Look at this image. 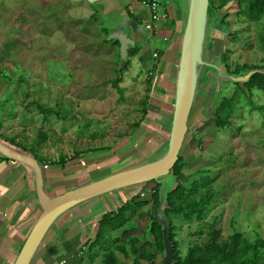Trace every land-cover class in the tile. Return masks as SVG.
<instances>
[{
    "label": "rangeland",
    "instance_id": "rangeland-1",
    "mask_svg": "<svg viewBox=\"0 0 264 264\" xmlns=\"http://www.w3.org/2000/svg\"><path fill=\"white\" fill-rule=\"evenodd\" d=\"M147 1L133 0L122 7L127 14L141 16L148 30L147 35H135L140 51L121 74L122 100L110 84L119 76V48L107 41L100 10L87 0H0V134L47 159V170L54 174L48 184L52 195L147 160L168 142L180 50L168 62L161 59L160 51L182 38L179 3L183 0H159L156 13ZM212 1L216 13L206 61L218 63L219 55L226 53L228 72L239 75L249 66L263 65L264 18L251 22L242 8L234 6L221 18L218 14L225 0ZM95 12L101 24L93 19ZM161 60L172 83L160 80ZM203 76L181 151L187 189L182 198H171L170 208H164L183 258L197 247L211 255L216 246L231 248L237 233L251 240L259 235L264 238V112L255 106L264 107V92L256 89L249 101L236 84L227 83L219 91L213 71H203ZM155 84L161 93H155L159 104L153 106ZM96 86L99 91L87 89ZM224 89L225 99L217 108L214 101ZM230 97H234L235 110L227 117L228 125L221 128L215 112L226 117ZM148 113H155V118H148ZM63 155L77 158L65 166L53 165ZM166 180L168 189L178 186L174 175ZM160 187L151 181L75 209L72 215L79 219H75L79 227L67 230L68 225L61 222L32 264H104V253L131 236L139 239L136 257L152 252L157 255L156 264H163L165 255L153 244L150 231ZM209 194L213 198L200 219L190 205ZM135 196L123 226L103 231L98 255L91 259L89 245H85L95 239L102 214L119 209ZM124 230H128L126 236ZM72 233L85 243L84 252L74 247ZM61 245L64 248L55 252ZM67 247L74 249L69 255ZM118 255L126 264L131 262Z\"/></svg>",
    "mask_w": 264,
    "mask_h": 264
},
{
    "label": "water",
    "instance_id": "water-1",
    "mask_svg": "<svg viewBox=\"0 0 264 264\" xmlns=\"http://www.w3.org/2000/svg\"><path fill=\"white\" fill-rule=\"evenodd\" d=\"M87 1L100 10L102 15L100 19L104 29L109 32L107 41L119 43L120 60L117 69L120 71L128 65L129 51L135 48L138 43L132 37V32L147 35V22L140 24L137 19L124 12L123 4H129L133 0ZM179 4L183 13V35L174 82L175 94L171 99L173 111L169 137L168 142L151 158L133 165L130 164V166L127 165L121 170L62 194L52 195L46 186L45 166L31 151L0 137V158L15 161L27 170L35 199L31 215H36V219L13 264H32L45 246L49 236L53 235L58 225L75 209L93 200L106 198L151 181L161 184L160 200L155 207L152 222L163 225L165 246L163 264H175V245L171 239L172 222L165 213V210L170 208L168 201V187L170 186L166 178L172 177V172L179 161L189 132V121L194 101L204 78V76L202 77L203 71L205 74L206 71L211 70L216 74L219 91L222 87L226 88L227 83H239L244 87L255 73H264V70L255 69L249 70L244 75L231 74L228 72L223 55H219L217 58L218 63H208L206 52L211 39L212 19H214L212 15L216 13L213 3L211 0H183ZM234 4L235 0H231L222 7L218 14L219 17L223 18ZM99 6L102 7L99 8ZM215 59L213 61H217ZM163 72L160 80L172 83L168 69ZM155 87L159 88V84H155ZM159 93L161 92L159 91ZM165 93L167 94V90ZM219 94L220 92H218V97ZM152 103L154 106L155 100L152 99ZM166 206L168 207L164 209ZM106 213H103L102 217Z\"/></svg>",
    "mask_w": 264,
    "mask_h": 264
},
{
    "label": "trees",
    "instance_id": "trees-1",
    "mask_svg": "<svg viewBox=\"0 0 264 264\" xmlns=\"http://www.w3.org/2000/svg\"><path fill=\"white\" fill-rule=\"evenodd\" d=\"M212 1V0H211ZM227 0L224 1V3L221 5L220 8L225 6ZM231 1V0H230ZM213 3V1H212ZM214 5V4H213ZM234 7L237 9L242 8L243 13L250 19L251 22H259L264 18V0H235ZM215 8V6H214ZM216 9V8H215ZM131 16L135 17L131 12H129ZM96 17V15H94ZM136 18V17H135ZM94 19V18H93ZM138 19V18H137ZM140 22V21H139ZM107 35L109 32L105 30ZM264 41V38H263ZM107 43V42H106ZM140 51V46L137 44L135 48L130 49L129 51V58H132L135 54H137ZM165 53V50L160 51V56ZM158 55V54H157ZM224 62L227 60L228 55L225 53L223 54ZM227 64V63H226ZM131 66V60L129 59L128 65L118 71V77L111 83L113 88H115L119 93L121 94L120 99H124V89L121 87V83L123 82V78L121 76L122 73H124L128 68ZM227 67L229 69V66L227 64ZM248 67V66H247ZM248 70H255L260 69L264 70V64L263 65H253L249 66L247 68ZM245 73V74H246ZM239 75V74H238ZM236 84L238 89L244 94L245 98L247 100L251 101L254 95V91L257 89L259 91L264 92V73H255L251 79L243 86L239 83H233ZM228 88L230 85H227ZM227 88V89H228ZM224 89L222 93L219 95L217 99L214 101L215 107H219L220 103L222 102L223 98L225 99V96L223 93H225ZM229 101L231 102V105L229 107V110L227 112V116L223 117L220 115L219 111L216 110V121L218 123V126L225 127L228 125L227 117L232 114L235 110L234 106V97H230ZM256 109H258L261 112H264L263 106L255 105ZM144 115L147 114V108L144 109ZM2 129V123H0V131ZM0 137L12 142L13 144L20 146L28 151H31L35 157L43 164L47 165V159L39 156L34 152L35 149L29 150L26 148L27 146L22 143H18L13 139H7L3 136ZM24 145L26 147H24ZM37 152V151H36ZM77 155L74 157L68 158L67 156L63 155L60 159V161H54L53 165H58L59 163L63 166H65L68 162L76 160ZM184 160L182 157V154L180 155L179 161L176 164L172 174L177 177L178 179V186L173 190H168V201L170 203V206H172L173 202H171L172 197H180L184 195V191L187 189L185 186V182L187 180L186 175L183 172L184 167ZM160 186L161 184L158 183ZM213 198V195L209 194L203 200L197 204H191V210L194 214H197L198 218H202L205 214L206 207L210 204L211 199ZM157 199H159V194L157 195ZM137 200V196L125 201V204L121 205L119 209L117 210H111L108 211L106 214L103 215L102 219L99 221V231L95 235V239L91 241H88L85 245H89V251L90 258L94 259L98 255V244L100 243L102 237H103V231L104 230H114L118 229L122 224L125 223V219L127 216V211L131 209V203L135 202ZM159 201V200H158ZM156 201V203L158 202ZM153 212V211H152ZM153 213L150 215V219H152ZM153 220V219H152ZM150 231L152 232L155 241L154 245L158 249L159 252L165 253V246H164V235H163V225L159 223H151ZM174 225L172 223V235L171 239L175 245V264H264V238L262 236H257L255 239L251 240L245 235L241 233H237L233 237L231 248H225L216 246L214 247V254H208L203 252L200 248H194L191 250L187 258H183L180 255L179 251V243L175 239L174 232ZM124 235L126 236L128 234V230L123 231ZM138 237H129V240L127 242H119L116 243L115 248L113 250L107 251L103 255L104 264H126L118 255V252L121 253L124 258L127 260H131L128 264H142L141 260H147L151 264H156L157 255L152 252H145L140 256H137L140 254L139 249L137 248V242ZM81 252H84V247H82Z\"/></svg>",
    "mask_w": 264,
    "mask_h": 264
},
{
    "label": "crops",
    "instance_id": "crops-1",
    "mask_svg": "<svg viewBox=\"0 0 264 264\" xmlns=\"http://www.w3.org/2000/svg\"><path fill=\"white\" fill-rule=\"evenodd\" d=\"M94 15H96V17ZM133 15L136 17L135 18L132 16L133 18L135 19L138 18L137 20L140 21L139 22L140 24L146 23L140 20L141 16L138 17L135 14ZM92 16L93 18L97 19V22L99 24H101V22L97 18L96 12ZM180 30L183 31L182 22L179 27V32ZM137 34L138 33L132 32L131 35L133 38H135V35ZM135 39L138 42L137 44H139L138 39L137 38ZM181 39H175L173 41L172 46L168 47V49L165 50V53L162 55V58H161L162 60L165 57L167 58L166 62H168L169 61L168 59H172V56L174 57V54L177 52L176 49L179 47L178 50H180ZM109 43L111 44V46L119 48V43H115V42H109ZM118 55L120 59L119 52H118ZM162 60L160 61L161 72L163 71V69L161 68ZM163 73L164 72H162V74ZM97 86L92 89L87 87V89L93 92L99 91L100 89L97 88ZM158 89L159 88L157 87H153V92H152L153 100H155V97H154L155 93H159ZM155 103L159 104L158 101H155ZM170 105L172 106L171 102H170ZM154 114L155 113H148L147 117L154 119L155 118ZM49 171L51 170L48 169L45 171V181H46V186L48 189H49V185H48L49 181L50 182L52 181V179L50 180V178H53L54 176V174H49L50 173ZM34 205H35V199L33 196V186H32V182H31V179H30V176L27 170L23 166L19 165L18 163L17 165H15L11 163V160L0 158V264H13V262L15 261V258L18 252L20 251L27 235L29 234L30 229L33 225V222L36 219L35 217L36 215H31L34 209ZM75 219L77 220V222H79L78 221L79 219L75 218L71 213L68 220H64L65 224L68 225L67 230H70V227H73V230H76V228L79 227V224H77ZM86 228H88L89 230L91 229L90 226H87ZM59 232H62V231H59ZM54 233L56 234V231ZM70 233L71 231L68 232V235L66 234L67 238L71 235ZM72 234L75 238L73 239L74 244H75L74 247L75 248L77 247V250L79 249L81 250L85 243L81 242L80 237H78L74 233ZM79 241L81 242L80 244H79ZM60 247L57 248L55 252L61 251V249L64 248L62 247V245ZM73 250H74L73 248L67 247L65 251H67L69 255V253ZM41 251H43V249Z\"/></svg>",
    "mask_w": 264,
    "mask_h": 264
},
{
    "label": "built area",
    "instance_id": "built-area-1",
    "mask_svg": "<svg viewBox=\"0 0 264 264\" xmlns=\"http://www.w3.org/2000/svg\"><path fill=\"white\" fill-rule=\"evenodd\" d=\"M147 3L150 4L151 9L153 10V13H156L158 8H159V6H160L159 0H148ZM154 18H157L156 14L154 15ZM11 163L17 165V163L15 161H11ZM44 166H45V170H47L48 165H44ZM60 264H62V262Z\"/></svg>",
    "mask_w": 264,
    "mask_h": 264
}]
</instances>
